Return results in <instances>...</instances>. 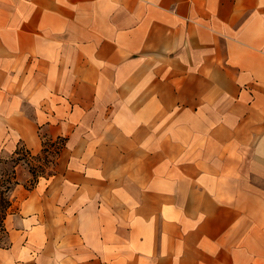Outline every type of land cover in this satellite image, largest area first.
I'll return each mask as SVG.
<instances>
[{
  "label": "crops",
  "instance_id": "1",
  "mask_svg": "<svg viewBox=\"0 0 264 264\" xmlns=\"http://www.w3.org/2000/svg\"><path fill=\"white\" fill-rule=\"evenodd\" d=\"M6 103L14 149L65 144L0 264H264V0H0Z\"/></svg>",
  "mask_w": 264,
  "mask_h": 264
},
{
  "label": "rangeland",
  "instance_id": "2",
  "mask_svg": "<svg viewBox=\"0 0 264 264\" xmlns=\"http://www.w3.org/2000/svg\"><path fill=\"white\" fill-rule=\"evenodd\" d=\"M4 100L9 99L10 95L4 94ZM9 104H5V108L0 110V113L3 114V116L0 117V158H8L12 150L14 149V145L20 141V136L17 134L15 131V128L11 126V124L8 121V117H13L16 115V111L12 110L6 106ZM35 111L34 109H31L30 107H25L23 110V113L27 114H33ZM167 116V115H165ZM163 115V117H165ZM173 120H176L177 122V127H178V132L179 135L182 138H185V132H184V124L186 120V115H185V109L180 108L178 109L175 114L172 116ZM90 119H86L88 122ZM94 122V119H91L89 121V124L87 127H83L85 129L86 134L84 135H90L94 137L91 138H96V135H102L106 129L107 126H99V125H93L91 122ZM75 130V127L70 125L68 126L66 124V127L61 126V130L64 132V128H66V132L69 133V130L71 129ZM56 131L58 130L57 126L53 127ZM46 128H41L39 131V135H42L45 133ZM92 131V132H91ZM22 142V141H21ZM185 148L186 144L184 141H177L176 146L172 144L171 150H168L166 152V155H162L160 159H155L157 162H162L163 165L169 166L166 171L167 173L170 171H175L177 169V179L179 182H186V173L187 170L189 169V172H192V165H188L185 157ZM35 162V161H34ZM153 163V161H152ZM28 163H24L23 166L19 168V177L21 180V183L16 187L14 191V197H15V204L17 207H19V211L21 208V205L23 202L29 197V191L25 188V183L28 182V179L31 177L29 170H28ZM19 217V214H13L9 217L8 219V226L9 228H12L13 230L16 228V221L15 219ZM14 234H19V233H14Z\"/></svg>",
  "mask_w": 264,
  "mask_h": 264
},
{
  "label": "trees",
  "instance_id": "3",
  "mask_svg": "<svg viewBox=\"0 0 264 264\" xmlns=\"http://www.w3.org/2000/svg\"><path fill=\"white\" fill-rule=\"evenodd\" d=\"M64 144L63 137L55 140L46 139L42 150L35 153L21 142L8 158H0V246L9 245V230L6 221L8 216L17 210L14 191L21 183L19 168L25 162L28 163L31 177L24 186L27 189L34 188L40 177L55 173L54 164Z\"/></svg>",
  "mask_w": 264,
  "mask_h": 264
}]
</instances>
